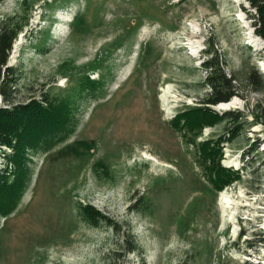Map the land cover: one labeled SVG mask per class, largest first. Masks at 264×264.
Instances as JSON below:
<instances>
[{
    "label": "rangeland",
    "instance_id": "obj_1",
    "mask_svg": "<svg viewBox=\"0 0 264 264\" xmlns=\"http://www.w3.org/2000/svg\"><path fill=\"white\" fill-rule=\"evenodd\" d=\"M251 13L249 0H0V22L23 26L12 104L68 90L76 105L86 75L105 81L76 132L34 158L28 190L1 220L0 264H264V125L253 115L264 87L249 81L254 68L263 74L264 38ZM209 50L238 90L234 105L214 108L247 114L224 147L241 178L221 192L171 124L211 90ZM87 203L119 229L91 224Z\"/></svg>",
    "mask_w": 264,
    "mask_h": 264
},
{
    "label": "trees",
    "instance_id": "obj_2",
    "mask_svg": "<svg viewBox=\"0 0 264 264\" xmlns=\"http://www.w3.org/2000/svg\"><path fill=\"white\" fill-rule=\"evenodd\" d=\"M255 13H251L255 30L264 38V0H249ZM250 11V10H249ZM23 26L10 22H0V94L5 104L0 105V225L3 217L9 216L21 203L28 190L35 171L34 158L54 149L69 139L77 130L82 118L83 104L96 99L105 86L103 78L86 75L80 82L76 98L63 90L60 94L43 92L31 98L26 104H12L17 92V71L9 65V59L15 41ZM212 55L214 52L209 50ZM223 61L216 55L203 61V66L210 70L207 76L211 88L196 105L179 110L171 124L188 144L193 146L197 167L209 185L217 192L241 178L240 168L224 164V147L239 134V126L247 119L244 112L214 108L223 102H229L238 94L234 81L236 77L225 72ZM263 74L254 68L249 81L256 91L264 87ZM80 101V102H79ZM253 115L264 125V102L257 103ZM230 121L224 132L217 137L198 140L205 128L215 126L221 121ZM233 123V126L231 125ZM238 129V130H237ZM85 217L91 224L101 221L116 222L96 209L92 204H81ZM128 250L137 249L135 240L129 234Z\"/></svg>",
    "mask_w": 264,
    "mask_h": 264
},
{
    "label": "bare ground",
    "instance_id": "obj_3",
    "mask_svg": "<svg viewBox=\"0 0 264 264\" xmlns=\"http://www.w3.org/2000/svg\"><path fill=\"white\" fill-rule=\"evenodd\" d=\"M262 71L264 72V62H262ZM236 103L235 100L229 101V102H225L222 104L223 108H228L232 105H234ZM221 205L223 207V210L226 212L227 211V207H232V197L230 196V194L227 191H224L221 193Z\"/></svg>",
    "mask_w": 264,
    "mask_h": 264
},
{
    "label": "water",
    "instance_id": "obj_4",
    "mask_svg": "<svg viewBox=\"0 0 264 264\" xmlns=\"http://www.w3.org/2000/svg\"><path fill=\"white\" fill-rule=\"evenodd\" d=\"M222 107V106H221ZM223 108V107H222Z\"/></svg>",
    "mask_w": 264,
    "mask_h": 264
}]
</instances>
